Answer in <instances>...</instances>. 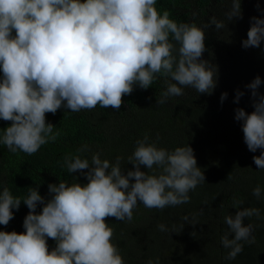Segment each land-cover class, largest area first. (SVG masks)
Returning a JSON list of instances; mask_svg holds the SVG:
<instances>
[{
	"label": "clouds",
	"instance_id": "clouds-1",
	"mask_svg": "<svg viewBox=\"0 0 264 264\" xmlns=\"http://www.w3.org/2000/svg\"><path fill=\"white\" fill-rule=\"evenodd\" d=\"M156 3L0 0V119L11 122L0 133V144L11 152L32 155L60 135L46 122V113L55 114L61 108L80 112L97 105L119 110L125 95L137 86L147 89L159 78L166 85L159 104L184 95L186 88L212 94L218 67L202 59L204 30L214 26L219 31L227 24L215 17L203 27L177 23L168 11L159 12ZM241 15V0H232L225 14L227 22ZM262 43L264 16H253L241 46L259 48ZM261 83L257 75L245 86L253 111L234 110L248 150H261L253 156L258 169H264ZM243 95L236 89L234 102L239 103ZM226 98L222 92L221 102ZM85 151L87 146L78 149V153ZM127 162L133 167L124 173L120 157L110 163L94 153L90 163L79 154L69 155L65 157L68 172L82 173L86 183H50L47 199L37 187L30 188L23 199L7 187L0 190V225H8L14 218L12 210H18L21 202L29 210L23 220L24 232L0 230V264H124L106 219L131 221L138 202L161 210L188 203L189 191L205 182L188 144L169 151L149 143L145 135L136 141ZM141 165L148 170L155 166L160 172L149 174ZM253 195L261 196L259 186ZM242 203L234 200L233 207ZM253 216L260 217L259 209L240 208L235 215L225 216L229 231L221 237V244L229 249L226 259H235L243 250L241 241L254 242L253 226L243 223ZM158 227L167 231L163 224ZM47 238L55 241L52 250Z\"/></svg>",
	"mask_w": 264,
	"mask_h": 264
},
{
	"label": "trees",
	"instance_id": "trees-1",
	"mask_svg": "<svg viewBox=\"0 0 264 264\" xmlns=\"http://www.w3.org/2000/svg\"><path fill=\"white\" fill-rule=\"evenodd\" d=\"M232 0H157L155 7L161 13L169 12L177 23H195L203 27L211 17L224 21L222 30L214 26L204 30L205 52L202 59L218 67L217 84L212 94H198L194 89H184V95L171 97L164 104L157 103L166 85L163 78L153 81L147 89L138 86L123 97L119 110L102 108L71 112L58 109L46 113V122L54 125L60 135L42 145L34 154L19 150L11 152L0 144V190L7 187L13 196L23 199L30 188L37 187L41 196L48 198V184L65 181L86 183L80 173H69L65 157L81 155L91 163V156L115 163L121 158L122 172L133 165L127 162L136 141L146 135L149 143L169 151L187 144L193 149L197 166L205 182L190 190L188 203L149 209L138 202L131 221L113 217L106 223L113 229L112 243L116 245L124 264H264V169H258L253 156L260 154L248 150L241 122L234 119V110L253 111L250 90L245 86L257 75L261 78L258 92L264 94V43L259 48L241 46L247 38L250 18L264 16V0H241V18L227 22L225 14ZM258 6V7H257ZM14 34V33H13ZM2 77V72H0ZM244 95L234 102L235 91ZM222 92L227 98L221 102ZM11 122L0 119V133ZM87 146V151L78 149ZM141 170L149 174L160 169ZM86 171V170H85ZM259 186L261 196L253 195ZM234 200L243 203L233 207ZM240 208H257L260 217L244 218L251 224L253 243L241 241L243 250L235 259L228 260L229 249L221 244L228 232L225 216L235 215ZM38 205L36 211L39 212ZM14 218L0 230L24 232L23 220L28 213L21 202L13 209ZM187 217V220H185ZM167 231H161L159 225ZM233 234L230 233L231 238ZM49 250L55 241L47 238Z\"/></svg>",
	"mask_w": 264,
	"mask_h": 264
}]
</instances>
